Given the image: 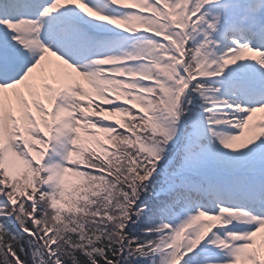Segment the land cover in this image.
Segmentation results:
<instances>
[{"label":"snow or ice","instance_id":"obj_1","mask_svg":"<svg viewBox=\"0 0 264 264\" xmlns=\"http://www.w3.org/2000/svg\"><path fill=\"white\" fill-rule=\"evenodd\" d=\"M0 264H264V0H0Z\"/></svg>","mask_w":264,"mask_h":264}]
</instances>
